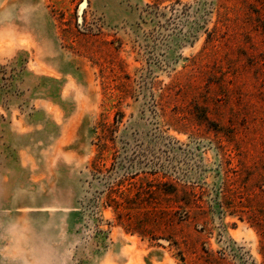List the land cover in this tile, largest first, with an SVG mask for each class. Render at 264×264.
<instances>
[{
    "label": "rangeland",
    "instance_id": "rangeland-1",
    "mask_svg": "<svg viewBox=\"0 0 264 264\" xmlns=\"http://www.w3.org/2000/svg\"><path fill=\"white\" fill-rule=\"evenodd\" d=\"M0 264H264V0H0Z\"/></svg>",
    "mask_w": 264,
    "mask_h": 264
}]
</instances>
